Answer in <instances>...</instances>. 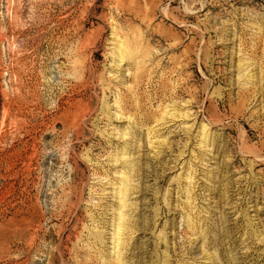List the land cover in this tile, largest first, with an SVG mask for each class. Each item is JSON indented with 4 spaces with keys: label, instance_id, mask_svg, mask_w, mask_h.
<instances>
[{
    "label": "rangeland",
    "instance_id": "obj_1",
    "mask_svg": "<svg viewBox=\"0 0 264 264\" xmlns=\"http://www.w3.org/2000/svg\"><path fill=\"white\" fill-rule=\"evenodd\" d=\"M0 264H264V0H0Z\"/></svg>",
    "mask_w": 264,
    "mask_h": 264
}]
</instances>
